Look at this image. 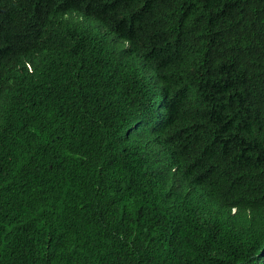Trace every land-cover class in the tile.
Wrapping results in <instances>:
<instances>
[{"label": "trees", "instance_id": "obj_1", "mask_svg": "<svg viewBox=\"0 0 264 264\" xmlns=\"http://www.w3.org/2000/svg\"><path fill=\"white\" fill-rule=\"evenodd\" d=\"M2 53L0 264H264V0H0Z\"/></svg>", "mask_w": 264, "mask_h": 264}, {"label": "clouds", "instance_id": "obj_2", "mask_svg": "<svg viewBox=\"0 0 264 264\" xmlns=\"http://www.w3.org/2000/svg\"><path fill=\"white\" fill-rule=\"evenodd\" d=\"M34 19L37 23L46 24L44 23V18L42 16H37L36 13L34 15ZM81 32L80 30H74V33ZM21 39L26 40L23 36H20ZM36 59H32L31 61L34 63ZM22 64L15 60L11 56H6L2 53L1 61H0V73L7 74L10 73V79L14 87L18 90L20 85L23 86V79H22Z\"/></svg>", "mask_w": 264, "mask_h": 264}]
</instances>
